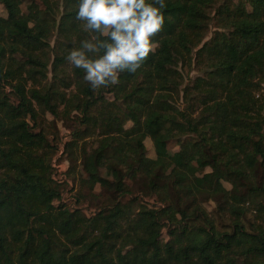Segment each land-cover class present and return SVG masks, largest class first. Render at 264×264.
Returning <instances> with one entry per match:
<instances>
[{
	"label": "trees",
	"instance_id": "16d2710c",
	"mask_svg": "<svg viewBox=\"0 0 264 264\" xmlns=\"http://www.w3.org/2000/svg\"><path fill=\"white\" fill-rule=\"evenodd\" d=\"M0 5V264H264V0H166L155 51L99 89L66 60L77 0Z\"/></svg>",
	"mask_w": 264,
	"mask_h": 264
},
{
	"label": "clouds",
	"instance_id": "9594fccd",
	"mask_svg": "<svg viewBox=\"0 0 264 264\" xmlns=\"http://www.w3.org/2000/svg\"><path fill=\"white\" fill-rule=\"evenodd\" d=\"M166 0H77L75 19L90 38L71 48L66 60L82 69L92 89L134 73L155 51L165 21Z\"/></svg>",
	"mask_w": 264,
	"mask_h": 264
},
{
	"label": "rangeland",
	"instance_id": "374dc122",
	"mask_svg": "<svg viewBox=\"0 0 264 264\" xmlns=\"http://www.w3.org/2000/svg\"><path fill=\"white\" fill-rule=\"evenodd\" d=\"M233 2H235L236 0H232ZM26 6H27V2L24 1L21 5V8L23 11H26ZM0 16H6V12L3 8L2 5H0ZM223 22L221 21L220 17H218V19H216L215 21H212L210 26H209V33L208 35L206 36L205 40L206 39H209L211 37V35L213 34V32L215 30H221V24ZM201 66L199 65V67H192V68H195V69H191L190 71H188L187 73H185V70H182V73L185 75V77L187 76V78L189 77L190 79H193L194 77L196 76H199L201 75V71L197 70V68H200ZM186 80V79H185ZM47 118L49 120H52V116L50 115H47ZM55 124H56V127H57V130H58V133H59V136L64 140L65 138L68 139V130L66 129V127L64 126V123L61 122V121H58V120H55ZM127 126H130V123L127 124ZM145 147H146V154L148 156H152L153 157V147H152V144L150 142V140L148 138L145 139ZM178 147V146H177ZM176 147L175 145V142L174 141H171L169 144H168V153L170 154L173 150H177L178 148ZM59 165H58V171L61 172V171H64L66 168H68L69 164L68 162L66 161V159H64V157L60 158L59 159ZM210 169L209 168H205L204 171L205 172H208ZM105 174L110 177V178H113L112 175L105 171ZM83 175V173L81 172V170L79 169L78 170V175ZM68 185L67 187H70L72 185V183L70 181L67 182ZM139 183H140V178H137V180H134L133 182H130V185L132 187V189L134 190H137V188L139 187ZM224 186L226 188H230V184L227 183V182H223ZM99 191V188H97V192ZM73 196H74V191H68L66 193V200L68 202H74V199H73ZM155 198V197H153ZM156 200V199H155ZM154 199H148L147 201V204L149 207H155L157 205V201H155ZM95 205H91L89 203H83L82 204V207L84 209V211L86 213H91L95 207ZM203 207L205 208L206 212L208 213V215L213 218L215 220V224L217 226L218 229H223L224 226L226 227V221L223 219V217H221L220 214L217 213V207H216V204L213 200H205L203 202ZM248 218H251V215L248 214ZM168 237H167V234L165 232V229L163 230L162 232V239L163 240H166Z\"/></svg>",
	"mask_w": 264,
	"mask_h": 264
},
{
	"label": "built area",
	"instance_id": "2783aa9c",
	"mask_svg": "<svg viewBox=\"0 0 264 264\" xmlns=\"http://www.w3.org/2000/svg\"><path fill=\"white\" fill-rule=\"evenodd\" d=\"M56 157H58V155ZM58 165L59 164H57V158H54V160H53V166L55 168V176L57 177V174H58L59 175V178L65 179V175L63 174L64 171L59 172L58 171Z\"/></svg>",
	"mask_w": 264,
	"mask_h": 264
},
{
	"label": "crops",
	"instance_id": "0c3cea01",
	"mask_svg": "<svg viewBox=\"0 0 264 264\" xmlns=\"http://www.w3.org/2000/svg\"><path fill=\"white\" fill-rule=\"evenodd\" d=\"M99 186H97L96 188H98Z\"/></svg>",
	"mask_w": 264,
	"mask_h": 264
}]
</instances>
